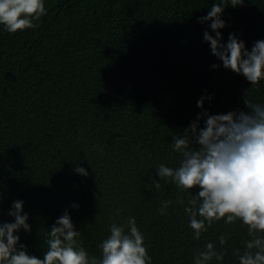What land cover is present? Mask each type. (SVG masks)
<instances>
[{
    "label": "trees",
    "instance_id": "16d2710c",
    "mask_svg": "<svg viewBox=\"0 0 264 264\" xmlns=\"http://www.w3.org/2000/svg\"><path fill=\"white\" fill-rule=\"evenodd\" d=\"M214 2L46 0L36 27L10 34L0 26V221L12 220L13 200L24 201L32 231L19 234L31 254L42 256L48 227L68 209L90 255H100L111 222L135 216L151 264H192L207 240L219 248L220 234L224 264H236L246 226L216 221L196 241L176 203L189 194L151 183L159 163L177 165L172 136L201 112L202 95L212 97L204 104L212 114L264 102V81L225 69L203 41L207 24L197 17ZM223 19L225 41L235 32L250 50L264 39V0L229 6ZM164 200L173 203L160 215Z\"/></svg>",
    "mask_w": 264,
    "mask_h": 264
},
{
    "label": "clouds",
    "instance_id": "9594fccd",
    "mask_svg": "<svg viewBox=\"0 0 264 264\" xmlns=\"http://www.w3.org/2000/svg\"><path fill=\"white\" fill-rule=\"evenodd\" d=\"M46 0H0V26L15 34L37 25L47 14ZM244 0H215L206 15L197 22L207 24L203 41L222 66L246 78L251 85L264 81V39L253 42L251 49L235 32L224 40L221 30L227 26L225 10L236 8ZM214 33V35H213ZM218 69L220 64H212ZM204 94L197 100L201 112L190 122L183 135H174L172 150L179 154L176 166L159 163L151 178L159 190L160 181L174 183L181 193H188L185 202L180 195L176 203L183 206L192 239L199 241L216 221L225 224L240 222L247 227L248 239L233 255L236 264H264V102L246 100L247 111L242 109L212 114L205 109ZM75 172L87 177L83 166ZM197 191L193 194L192 189ZM4 198L0 194V200ZM172 200L161 201L158 209L165 215ZM72 208H79L72 204ZM117 209V214H119ZM10 221H0V264H151L145 235L136 217L128 216L123 223H110L108 234L98 244L100 255H90L79 241L81 232L76 229L68 209L48 227L46 251L38 257L31 254L21 242L20 232L31 233L30 214L24 201L13 200L7 213ZM207 240L202 248L193 252L192 264H224L227 254V237Z\"/></svg>",
    "mask_w": 264,
    "mask_h": 264
}]
</instances>
